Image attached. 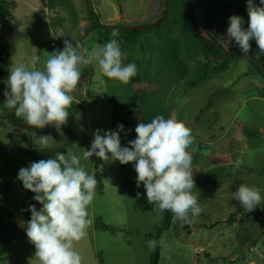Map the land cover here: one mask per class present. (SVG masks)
<instances>
[{
  "label": "rangeland",
  "instance_id": "374dc122",
  "mask_svg": "<svg viewBox=\"0 0 264 264\" xmlns=\"http://www.w3.org/2000/svg\"><path fill=\"white\" fill-rule=\"evenodd\" d=\"M192 1L196 32L194 24L190 31L186 9L173 5L178 0H166V13L164 0H88L102 28L92 27L87 0H5L11 26L0 20V145L38 152L64 148L58 153L79 156L85 170L96 176V196L88 206L94 224L85 238L74 242L82 264H148L151 229L162 219L158 205L148 203L143 185L136 186L134 162L121 165L95 156L85 160L83 150H90L97 129L116 131L123 124L121 145L128 146L138 123L171 114L184 121L195 138L188 151L199 193L193 192L202 212L192 219L189 233L181 221L160 233L157 264H264V78L253 75L255 67L247 61L264 67V55L253 40L248 57L240 50L226 71L191 86L204 74V49L196 37L203 38L201 43L213 38L216 47L227 48L220 37L226 34L229 17H243L245 27L248 23L247 0ZM163 17V26L150 27ZM103 26L142 29L132 44L120 43L122 62L135 63L136 76L128 83L108 79L93 61L81 69L87 81L71 93L74 100L63 135L52 126L40 132L25 128L26 122L14 127L3 107L12 64L39 56L37 67L42 68L49 54L63 49L65 39L76 45L81 38L83 49L90 52L112 38L113 30ZM39 135H51L55 142L41 148ZM69 135L72 144L67 147ZM55 157L29 160L0 146V264H38L26 222L29 206L39 210L42 205L24 189L18 172L31 162ZM240 184L261 190V203L252 212L232 198Z\"/></svg>",
  "mask_w": 264,
  "mask_h": 264
},
{
  "label": "clouds",
  "instance_id": "9594fccd",
  "mask_svg": "<svg viewBox=\"0 0 264 264\" xmlns=\"http://www.w3.org/2000/svg\"><path fill=\"white\" fill-rule=\"evenodd\" d=\"M247 27L244 18L232 15L226 34L220 38L228 45L235 42L248 57L251 41H255L259 54L264 55V0H247ZM105 44L95 46L90 52L82 44L73 45L69 39L63 49L48 55L43 67L38 68L39 56L29 62L12 64L3 92V107L14 109L27 125L38 129L61 128L67 123L74 97L71 93L81 80V69L93 61L105 77L128 83L137 74L135 63L124 64L119 30L114 29ZM97 129L90 150L84 149L85 160L95 156L103 161H118L121 165L134 162L137 174L136 186L143 185L149 204H156L161 212L173 213L174 221L191 224L202 212L192 173L193 156L188 149L194 144L192 130L175 114L168 118L157 115L148 123H138L136 138L128 146L121 145L120 131ZM55 142L51 135H39L36 143L48 148ZM241 161H236V167ZM18 180L24 189L34 193V200L42 207L30 205L31 218L26 222V236L35 247L34 259L38 264H82V255L75 250L74 242L88 235L94 224L88 206L96 196L98 180L80 163V157L69 153H57L55 158L31 162L21 168ZM110 183L109 180H107ZM199 193V192H198ZM137 193V197H139ZM232 198L248 212L261 203V190L255 186L240 184ZM159 219V217L157 218ZM157 241H148L155 249ZM163 244V241H160Z\"/></svg>",
  "mask_w": 264,
  "mask_h": 264
},
{
  "label": "trees",
  "instance_id": "16d2710c",
  "mask_svg": "<svg viewBox=\"0 0 264 264\" xmlns=\"http://www.w3.org/2000/svg\"><path fill=\"white\" fill-rule=\"evenodd\" d=\"M176 0H172V2H175ZM179 4L174 3L173 5H177L179 7H184L186 9V20L188 23V26L190 28V31L193 32V19H192V15H191V6H190V2L189 0H178ZM168 3V2H167ZM87 11H88V15L90 17V20L92 21V27H100L102 28V25H100L99 19L96 16L95 12L93 11V9L91 8V6L88 3L87 0ZM7 13H8V8H7V3L5 2V0H0V20L3 22V24L10 28L11 24L10 21L7 19ZM162 18L158 19L161 20ZM164 21L159 24V25H155L153 27H161L163 26ZM142 29H133V30H122L119 29L120 32L123 33L122 36L117 37V39L119 40L120 43L122 44H132L136 39L137 36L139 35L140 31ZM195 35V34H194ZM197 35V34H196ZM195 35V36H196ZM201 37H199L196 40L198 42V44H202L203 46V53L201 52V57H202V61H204V63L202 64L203 69H204V74L200 77L199 80H197V82L195 81H191L190 84L191 86H195L197 83L199 82H203L205 80H208V76L209 75H218L223 73L224 71L227 70L229 64L235 60V58H237L238 56H240L241 52L239 49V46L235 44V42H232L229 44V50L232 48L233 45H235V50L234 53L229 56L226 57V54H224V52L222 51V48H219L215 46V41L213 40V38L210 37H206L205 41L207 43H201ZM211 42V43H209ZM75 46V45H74ZM202 51V50H201ZM243 54V53H242ZM247 61L249 62V64L251 63V65H253V67H255V69L251 70L253 75H258L261 76L262 78H264V72L262 71V66L261 64H258L257 62H255L253 59H247ZM264 68V67H263ZM248 74V73H247ZM132 93H134V95L138 94V91L136 93L135 87H132ZM138 102L137 99L134 100V106L135 109L137 108ZM209 105V103H208ZM14 109H10L11 115L9 114V111L7 110V108H5V115L7 116L9 122L14 126L17 127L19 126L17 123H25V121L21 118V117H17L14 113ZM25 128H29L35 131H39V129L27 126ZM47 129V128H44ZM70 134V133H69ZM251 136V134H250ZM69 142H68V146H70L72 144L70 135H69ZM67 147L65 149H67ZM9 150H11L12 152L15 153H20L23 157H25L26 159L29 160H36L38 158H46V157H53L55 156L58 152H65V150L60 149L57 151H53V152H37L34 149H31L30 147H24L23 149L17 148L14 144H11V147L8 148ZM247 171L252 172L254 171V169H249L247 168ZM217 182V181H216ZM215 182V183H216ZM98 188V185H97ZM100 189V188H99ZM98 190V189H97ZM0 213H1V208H0ZM179 223L178 220L174 221L172 213L170 211H163L162 212V219L159 223H157L156 225H154L152 227V233L150 235V239H155L158 243H157V247L155 249H151L150 253H149V258H148V264H157L159 261V250H160V243H159V236L160 233L166 229L169 228L170 225H174V227H176V225ZM213 225L211 224L210 227H212ZM182 228L184 229L185 232L189 233V224H185L182 223Z\"/></svg>",
  "mask_w": 264,
  "mask_h": 264
},
{
  "label": "water",
  "instance_id": "95a60500",
  "mask_svg": "<svg viewBox=\"0 0 264 264\" xmlns=\"http://www.w3.org/2000/svg\"><path fill=\"white\" fill-rule=\"evenodd\" d=\"M189 2H190V6H191V15H192V19H193V24H194V26H195V32L197 31L196 30V19H195V15H194V11H193V1L192 0H189ZM164 3H165V13H166V10H167V6H166V0H164ZM165 15V14H164ZM164 21V17L160 20V21H158V22H156V23H154V24H152V25H150V27H153V26H155V25H159V24H161L162 22ZM103 28L104 29H111V30H114V29H122V30H133V29H139L140 27H116V28H114V27H107V26H103ZM146 28H149V27H146ZM81 38L79 39V44H81ZM234 48L235 47H233L232 48V51H234ZM262 71L264 72V68L262 67ZM86 80H87V78H85ZM9 111H10V109H8ZM10 115H11V113H10ZM21 125H23V124H21ZM27 126V125H26ZM67 139H69V136H67ZM0 146H2V147H8L9 148V146H4V145H0ZM64 148H62V150H63ZM58 150H60V149H58ZM38 152V151H37ZM41 152V151H40ZM48 152H52V151H48Z\"/></svg>",
  "mask_w": 264,
  "mask_h": 264
},
{
  "label": "flooded vegetation",
  "instance_id": "af4514ba",
  "mask_svg": "<svg viewBox=\"0 0 264 264\" xmlns=\"http://www.w3.org/2000/svg\"><path fill=\"white\" fill-rule=\"evenodd\" d=\"M220 48H222V51L224 52V54H226V57H229V56H231L233 53H234V51H232V48L230 49V50H228L227 48H223V47H220ZM234 50H235V48H234ZM247 59H249V58H247ZM85 75H86V71H85V73L83 74V75H81V80H80V82H86L87 80L85 79ZM87 78V77H86ZM88 79V78H87ZM79 85H77L76 87H78ZM18 124V123H17ZM19 125V124H18Z\"/></svg>",
  "mask_w": 264,
  "mask_h": 264
},
{
  "label": "built area",
  "instance_id": "2783aa9c",
  "mask_svg": "<svg viewBox=\"0 0 264 264\" xmlns=\"http://www.w3.org/2000/svg\"><path fill=\"white\" fill-rule=\"evenodd\" d=\"M51 46H54V43H51Z\"/></svg>",
  "mask_w": 264,
  "mask_h": 264
}]
</instances>
